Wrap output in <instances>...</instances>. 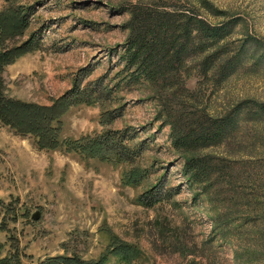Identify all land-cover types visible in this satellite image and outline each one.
Instances as JSON below:
<instances>
[{
    "label": "rangeland",
    "instance_id": "rangeland-1",
    "mask_svg": "<svg viewBox=\"0 0 264 264\" xmlns=\"http://www.w3.org/2000/svg\"><path fill=\"white\" fill-rule=\"evenodd\" d=\"M11 3L0 0V10ZM129 3L192 13L214 24L235 19L219 61L240 53V64L221 83L202 81L196 103L213 116L243 101L264 103V0L14 2L16 8H30V25L9 43L20 44L34 33L39 47L0 72L4 93L52 105L87 68L81 86L101 80L114 91L103 104L81 102L65 110L62 138L118 130L134 152L143 143L144 148L130 163L86 159L64 147L39 149L33 137L0 120V256L15 253L22 264L74 254L96 261L117 241L138 248L132 264H264V118L241 124L244 144L231 147L241 152L229 153L226 147L202 152L231 161L236 170L231 182L221 175L208 191L200 184L192 187L183 174L186 156L172 146L158 90L143 77L129 82L131 71L121 56L130 14L119 11ZM198 78L193 70L188 86L195 88ZM180 102L184 99L171 104L176 108ZM102 108L113 109L115 118L101 123ZM129 172H141L139 184L122 179ZM154 186L167 198L141 204L140 194ZM108 259V264H123L113 254Z\"/></svg>",
    "mask_w": 264,
    "mask_h": 264
},
{
    "label": "trees",
    "instance_id": "trees-1",
    "mask_svg": "<svg viewBox=\"0 0 264 264\" xmlns=\"http://www.w3.org/2000/svg\"><path fill=\"white\" fill-rule=\"evenodd\" d=\"M6 1L12 2V5L0 10V72L23 54L39 47L34 33L20 44L9 43L11 40L15 42L29 27L30 8H16L13 4L18 0ZM119 11L130 14L124 24L130 34L121 56L125 70L131 71L129 82L136 84L143 77L158 90L160 105H163V113L167 117L164 122L171 125L172 146L186 156L183 174L187 182L192 187L196 184L203 185L205 191L214 187L216 179L221 175H225L227 183L231 182L236 173L235 167L230 165L231 161L226 157L216 159L213 155L202 152L211 147H226L229 153L238 150L241 152L239 148L233 150V146L241 147L244 144L240 135L241 124L264 118V103L243 101L224 115L213 116L202 110L196 101L202 93V81L211 78L215 85L221 83L240 64V53L226 56L219 61L225 55L223 53H227L221 43L232 33L236 20L214 24L196 14L173 12L157 8L154 4L141 3L122 5ZM215 66L217 70L210 76L209 73ZM86 69L80 70L74 86L52 105H41L6 95L3 79L0 78V120L22 136L33 137L39 149L57 150L64 147L86 159L99 156L108 161L130 163L134 153L139 155L143 150L144 143L134 152V149L124 144L126 135L118 130H107L95 136L85 135L74 141L62 138L61 117L65 110L81 102L103 104L114 91L111 88L108 90L101 80L81 86ZM193 70L197 71L200 78L197 79L196 87L190 88L188 80L192 78ZM179 98H183L184 103L180 102L174 108L171 103ZM101 110V123H108L115 118L113 109ZM141 178V172H129L127 175L123 174L122 179L128 183L139 184ZM156 188L151 187L140 194V203L152 206L167 198L162 196L161 190L155 192ZM2 248L3 245H0V254ZM109 254L117 256L123 264H132L138 257L139 250L135 245L114 241L108 254L96 261L74 254L59 255L40 264H108ZM0 264H22V261L18 255L12 253L0 256Z\"/></svg>",
    "mask_w": 264,
    "mask_h": 264
},
{
    "label": "water",
    "instance_id": "water-1",
    "mask_svg": "<svg viewBox=\"0 0 264 264\" xmlns=\"http://www.w3.org/2000/svg\"><path fill=\"white\" fill-rule=\"evenodd\" d=\"M32 217H33L34 219L38 220L39 217H40V213H39V212H35V213H33Z\"/></svg>",
    "mask_w": 264,
    "mask_h": 264
}]
</instances>
